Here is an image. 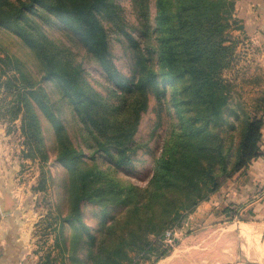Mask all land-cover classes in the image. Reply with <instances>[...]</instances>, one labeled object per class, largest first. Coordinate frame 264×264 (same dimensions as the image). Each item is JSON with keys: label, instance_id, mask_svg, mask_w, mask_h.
Returning <instances> with one entry per match:
<instances>
[{"label": "trees", "instance_id": "1", "mask_svg": "<svg viewBox=\"0 0 264 264\" xmlns=\"http://www.w3.org/2000/svg\"><path fill=\"white\" fill-rule=\"evenodd\" d=\"M150 1L130 0L135 23L127 30L116 0H0V29L32 51L40 72L39 79L20 88L13 83L16 77L5 82L7 68L0 69V92L15 88L11 115L22 112V132L38 150L31 154L47 158L41 136L45 122L52 128L57 158L72 164L64 179L66 219L79 220L84 202L99 205L104 214L108 206H127L123 228L115 235L108 233L111 225L104 223L91 234L83 224L60 264H123L130 248L151 247L150 234L164 237L184 211H193L262 154L263 114L230 107V83L223 76L237 45L231 33L238 27L234 1L155 0L153 15ZM55 20L63 23L60 28L71 43L102 68L117 95L114 102L104 101L87 85L82 62L65 56L64 51L75 53L72 46L46 39L42 25ZM107 27L123 39L126 73L113 59ZM44 81L52 82L57 99H51ZM152 98L156 116L151 134L163 129L153 174L144 186L120 185L109 175L133 160L140 146L135 136ZM60 107L68 110L69 120L61 117ZM69 121L76 126L72 133ZM84 148L90 150L89 161L76 165ZM98 157L108 163L103 176ZM82 245L84 257L76 253Z\"/></svg>", "mask_w": 264, "mask_h": 264}, {"label": "rangeland", "instance_id": "2", "mask_svg": "<svg viewBox=\"0 0 264 264\" xmlns=\"http://www.w3.org/2000/svg\"><path fill=\"white\" fill-rule=\"evenodd\" d=\"M116 2L122 6L120 19L127 27L125 29L129 30L130 26L135 23L130 0H116ZM154 2L155 0H151L149 3L152 15L155 12ZM55 21L57 22L42 25L46 39L54 45L72 46L74 55L64 51L65 56L73 58L74 61L82 62L85 68L82 77L87 85L104 101L114 102L117 95L108 87L102 68L91 61L89 57H86L83 49L76 48L60 28L63 23L59 20ZM107 28L112 38L113 59L119 69L126 73L127 57L124 53L123 43H121L123 39L114 30ZM233 30L234 28L231 29L232 35L235 31ZM238 39L241 43L236 40L237 45L233 60L229 67L223 71V76L230 83L229 105L232 108L240 106L251 114H264V65L260 64L259 51L254 49L250 40L247 41L248 37L244 35ZM0 56L6 57L0 61V69L7 68L2 76L5 82L8 77H16L15 82H13L14 85L26 88L29 82L39 79L40 72L32 51L17 37L3 29H0ZM43 84L49 92L52 90L51 99H57L59 94L53 91L52 82L44 81ZM8 85H11L12 88L15 87L12 86L11 81H8ZM167 86L166 99L170 98L171 91L170 86L168 84ZM13 90L6 87V89L2 88L0 92V194L5 201L2 206V208L4 207L3 212H10L7 214L12 215L10 219L7 218L8 220H6L10 226L9 229L13 233L19 232L25 235L26 248L32 253L33 258L37 259L40 264L46 261L60 264L62 253L67 255V248L72 245L69 243L72 235L75 232L83 231V224L91 234L99 233L104 225H111L113 229L108 233L114 232L115 235L123 228L121 223L126 214L127 206L121 204L108 206L106 214H104L99 205L84 202L79 220L70 222L66 219L69 209L65 200L64 179L72 164L70 162L66 164L57 158L58 152L55 149L52 128L45 122L41 129V136L47 158L42 159L39 155L33 156L31 154L37 153L38 150L28 144L25 134L22 132L20 119L22 112L20 111L16 117L11 115L17 102V93L15 88ZM154 105L155 100L152 98L147 111L141 117L135 136V140L140 146L133 160L119 168L116 173L109 175L117 178L116 182L120 185L133 183L144 186L153 174L156 159L161 151L163 137V129L158 128L156 134H151L156 116L153 111ZM60 109L62 110L61 117L65 121L69 120L68 110L65 107H60ZM169 109L173 110V106ZM169 109L167 111H170ZM231 117L232 114L229 115V118ZM69 125L70 133H72L76 126L70 121ZM89 151L84 148L81 157L76 160V165H84L89 161V158H86V152ZM96 164L100 175L103 176L108 163L105 159L98 157ZM228 207L231 208L225 212L228 217H224L227 225L232 220H248L250 218L247 215L242 216L235 207ZM191 213L192 211H184L183 216L168 228L169 230L174 227L175 233L172 236L167 237L166 232L164 237L150 234L148 239L153 241L151 247L137 249L133 246L130 248L128 257L124 259L123 264H156L161 258L173 252L175 257L180 256L181 252H184L181 249L185 248L186 237L194 229L193 221L189 218ZM217 222L213 221L212 226ZM262 241L264 242V231ZM181 246L184 247L181 248ZM84 249L85 247L82 245L76 253L84 257ZM165 249L167 250L166 253L161 256L160 253ZM71 264L76 263L72 262ZM85 264L90 263L86 262Z\"/></svg>", "mask_w": 264, "mask_h": 264}, {"label": "crops", "instance_id": "3", "mask_svg": "<svg viewBox=\"0 0 264 264\" xmlns=\"http://www.w3.org/2000/svg\"><path fill=\"white\" fill-rule=\"evenodd\" d=\"M233 1L238 25L233 35L239 43L240 36L248 37L264 65V0ZM260 148L262 154L244 171L193 209L189 218L194 229L185 239V248L181 249L184 252L175 257L171 251L156 264H264V114ZM1 197L0 194V264H40L26 248L25 235L9 229L6 220L12 215L3 212L5 201ZM228 206L250 218L232 220L227 225L224 209ZM213 221L218 222L212 226Z\"/></svg>", "mask_w": 264, "mask_h": 264}, {"label": "built area", "instance_id": "4", "mask_svg": "<svg viewBox=\"0 0 264 264\" xmlns=\"http://www.w3.org/2000/svg\"><path fill=\"white\" fill-rule=\"evenodd\" d=\"M175 233L174 227L170 228L169 230L166 231V236H172Z\"/></svg>", "mask_w": 264, "mask_h": 264}]
</instances>
